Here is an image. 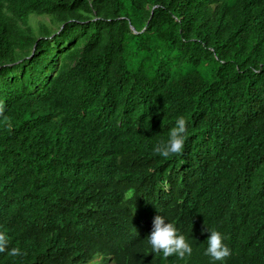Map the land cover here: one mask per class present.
Wrapping results in <instances>:
<instances>
[{
    "label": "trees",
    "instance_id": "1",
    "mask_svg": "<svg viewBox=\"0 0 264 264\" xmlns=\"http://www.w3.org/2000/svg\"><path fill=\"white\" fill-rule=\"evenodd\" d=\"M0 102V264H264V0H0Z\"/></svg>",
    "mask_w": 264,
    "mask_h": 264
},
{
    "label": "clouds",
    "instance_id": "2",
    "mask_svg": "<svg viewBox=\"0 0 264 264\" xmlns=\"http://www.w3.org/2000/svg\"><path fill=\"white\" fill-rule=\"evenodd\" d=\"M5 112V107L0 102V116ZM7 119V117H5ZM187 120L180 116L176 119L175 125L169 130L166 142H160L154 147V152L161 157L168 158L172 155H178L183 151L186 135ZM208 233L206 239L207 248L205 255L211 257L214 262H222L231 255L230 248L224 244L223 235L215 229H205ZM152 252L162 254L167 258L177 256L183 259L185 256H191L192 246L188 243L186 237L178 233L173 223L166 222L165 218L157 215L153 218L152 227L146 237ZM12 257L25 255L20 248H8V237L4 232H0V253H5Z\"/></svg>",
    "mask_w": 264,
    "mask_h": 264
},
{
    "label": "rangeland",
    "instance_id": "3",
    "mask_svg": "<svg viewBox=\"0 0 264 264\" xmlns=\"http://www.w3.org/2000/svg\"><path fill=\"white\" fill-rule=\"evenodd\" d=\"M38 20H41V21H43V22H46V18H38V17H34V16H30L29 17V19H28V24L29 25H31L32 27H35V25H36V22L38 21Z\"/></svg>",
    "mask_w": 264,
    "mask_h": 264
}]
</instances>
